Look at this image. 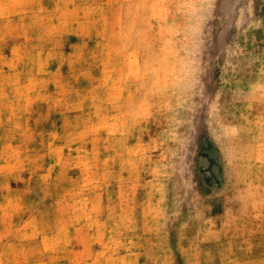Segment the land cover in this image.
Listing matches in <instances>:
<instances>
[{
  "label": "rangeland",
  "instance_id": "374dc122",
  "mask_svg": "<svg viewBox=\"0 0 264 264\" xmlns=\"http://www.w3.org/2000/svg\"><path fill=\"white\" fill-rule=\"evenodd\" d=\"M0 264H264V0H0Z\"/></svg>",
  "mask_w": 264,
  "mask_h": 264
}]
</instances>
